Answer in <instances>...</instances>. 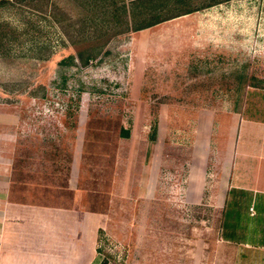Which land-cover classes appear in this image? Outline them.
<instances>
[{"label":"rangeland","instance_id":"obj_1","mask_svg":"<svg viewBox=\"0 0 264 264\" xmlns=\"http://www.w3.org/2000/svg\"><path fill=\"white\" fill-rule=\"evenodd\" d=\"M55 3L93 15L96 39L70 46L47 17L0 6V201L91 215L96 264H187L196 240L209 256L232 112L264 119V0H188L194 11L136 32L106 6ZM87 46L93 61L69 65Z\"/></svg>","mask_w":264,"mask_h":264},{"label":"crops","instance_id":"obj_2","mask_svg":"<svg viewBox=\"0 0 264 264\" xmlns=\"http://www.w3.org/2000/svg\"><path fill=\"white\" fill-rule=\"evenodd\" d=\"M123 1L127 7L130 0ZM232 113L236 118L225 138L229 152L208 196L218 211L217 237L205 258L204 241L196 240L187 264H264V119ZM206 177L205 171L192 175L200 190L190 204L205 196ZM91 217L74 207L0 201V264H96Z\"/></svg>","mask_w":264,"mask_h":264},{"label":"trees","instance_id":"obj_3","mask_svg":"<svg viewBox=\"0 0 264 264\" xmlns=\"http://www.w3.org/2000/svg\"><path fill=\"white\" fill-rule=\"evenodd\" d=\"M72 2L82 7L96 5L97 7L106 6L111 10V14L104 16H108L109 22L112 23L118 22L119 17L122 18V24L124 26L123 31L125 32L144 30L194 11V9L183 7L188 4V0H130L128 1L129 4H127V7L123 0H72ZM118 3L119 5L117 6ZM10 4H16L20 9L23 10V8H25L42 18L47 17L49 22L59 29L70 46L74 47L79 44L91 43L96 39L94 36L95 28L92 25V23H94L93 15H87L79 18V20H73L68 13H65L64 10L58 7L55 0H0V6ZM215 4H218V2H208L202 7L206 8ZM172 6L177 7L175 12H170L169 9ZM102 22L107 23L105 20ZM7 27L8 23L0 22V29ZM12 32L14 33V31L10 29V33ZM102 35L107 34L104 33ZM2 38L3 37L0 38V47L3 46ZM41 49L42 47H40L38 43H34L30 47V50L34 53H39ZM6 53H9V51L6 50ZM48 55L49 52L44 58L37 57L39 60L34 61H46L45 59L49 57ZM95 56V49L92 46H87L84 50L78 51L75 57H69V65L73 66L74 60L81 64L88 63L93 61ZM241 81L244 80H240V84L242 85ZM253 88L263 89L254 84ZM155 128L156 124H153L152 133L155 132ZM117 134L118 138L127 139L129 137V129L120 127Z\"/></svg>","mask_w":264,"mask_h":264}]
</instances>
